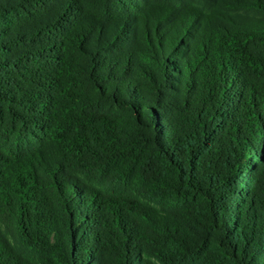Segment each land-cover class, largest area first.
Wrapping results in <instances>:
<instances>
[{"label":"trees","instance_id":"obj_1","mask_svg":"<svg viewBox=\"0 0 264 264\" xmlns=\"http://www.w3.org/2000/svg\"><path fill=\"white\" fill-rule=\"evenodd\" d=\"M0 264H264V0H0Z\"/></svg>","mask_w":264,"mask_h":264}]
</instances>
